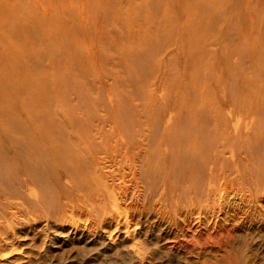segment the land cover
Instances as JSON below:
<instances>
[{"label":"rangeland","instance_id":"rangeland-1","mask_svg":"<svg viewBox=\"0 0 264 264\" xmlns=\"http://www.w3.org/2000/svg\"><path fill=\"white\" fill-rule=\"evenodd\" d=\"M3 1L18 27L0 21V46L17 50L0 63L20 64L34 84L20 91L7 82L0 102V143L7 126L6 149L21 156L3 162L0 146V264H264V0ZM237 17L242 31L228 28ZM197 25L213 29L207 48L192 44ZM164 94L186 101L182 109L168 101L175 111L206 114L229 140L217 145L220 163L230 162L212 187L205 181L199 201L171 197L134 151L112 152L115 123L129 127L136 150L145 112L170 115ZM16 101L53 119L48 135L79 143L80 178L92 184L69 190L62 173L47 180L25 166L53 140L19 141L27 123ZM221 117L228 126L240 118V131ZM188 125L179 127L193 132Z\"/></svg>","mask_w":264,"mask_h":264},{"label":"bare ground","instance_id":"bare-ground-1","mask_svg":"<svg viewBox=\"0 0 264 264\" xmlns=\"http://www.w3.org/2000/svg\"><path fill=\"white\" fill-rule=\"evenodd\" d=\"M3 2V0H0V21L3 22V24L8 28L16 29L18 27V19L11 16V14L9 15V13L7 15H5V13L3 14ZM215 18L217 19L219 17L215 16ZM238 18L240 17L234 19V25H230L228 27L229 29H240V21ZM195 31L196 32H194V34L190 37L194 41H196L192 44L196 45L197 43H200L201 47L199 49H203L204 47L207 48V46H209L207 42H209V40L213 38V29L209 27V31H207L203 28L202 25H197L195 26ZM244 34L237 31L235 33V38H240L241 36H244ZM11 35L12 33L8 34L7 39H10ZM199 37H201V40H199ZM12 43L18 44V41L14 40L12 41ZM145 47L151 48V44ZM2 49L5 52H3ZM9 49L10 47L6 45V43L0 46V60H4L7 57H15L16 54L13 52L10 53V51H16L17 49L14 48L10 51ZM20 50H24L23 47L20 48ZM10 61L12 62L13 59H11ZM20 68L22 67L17 63H0V102L9 93V90L7 92H4V90L7 89V87H5L7 82L9 83L13 80L17 83H20V91H22V88H25L26 85L30 86L34 84L33 78H31V76H23V74H21L22 72L19 70ZM198 74L199 73H197L195 77L198 76ZM173 87L179 90V86H177L176 84ZM16 90H18V88ZM205 91L208 92V89H206ZM175 94H164V99L162 98L167 106V111L170 112V115L166 114L167 112L162 110H160V112H156L153 110L150 115L148 114V112H145L146 115L143 116V120H140V129L136 130L138 136L142 138L141 145H139L136 150H133L131 148V145L129 144V139L127 137L129 127L123 124L118 125L116 123L115 125H113L114 127H110L108 129V133L115 138L116 141L114 140V142L118 143V150L114 149L112 152H121L123 149L126 153H128V151H134L133 157L139 159V161L141 160L143 173H153L155 180H161L162 184L166 187L167 190H169L171 197L173 196V198H180L179 195H183L190 198L191 195L193 197H196V201H199L198 192L202 189L203 185L205 186V181H209V186L212 187L213 183L216 180L215 178L217 176L219 167H223L226 163L230 162L229 160L220 163L219 160H221L220 155L222 152L220 151L221 149H218L217 145L220 143L224 147L228 139L226 136L217 135V133L212 128H210L211 120L204 116L206 114L186 113L191 111L185 110H173L168 105V101L176 108L182 109L186 107V105L180 106L186 101L180 98H172ZM203 94L204 93H198V96L201 97L200 95ZM14 106V112L16 110H19L21 112L20 116H26L25 122L27 123V126L20 130L22 132H25L24 137L19 140L20 142L22 141L21 143L34 146V143H39L41 141L47 142V139H49L50 136H52L51 141L53 140V142H49L51 143L50 152L49 149L46 153L42 151L43 149L37 150L38 154L32 153L33 156H30V158L27 159L28 161H26L25 166L31 170L35 169L39 173L46 174L47 180H52L53 176L54 178H56V176L54 175L56 173L58 176H60L62 173L64 176V182L68 184L67 188L69 190H71L72 188L83 190L82 188L86 187L87 184H92L88 180L89 178H80V176H84L85 171L81 170L80 173V170H78L77 160L82 155L79 149L81 148L79 146V143L72 142V144L68 146V144L59 142L58 130H52L51 134L48 135L49 132L45 129V126L55 125V123L53 122V119L52 121L49 120L45 122L43 119L37 118L36 112L31 109L34 106L28 107L26 104L20 105V103H18L17 101L15 102ZM244 109L246 108L243 107L240 110L236 111H242ZM204 110L207 109L204 107ZM239 113L240 112H237V115ZM0 116H2L3 118L6 116V114L1 109ZM166 116H168L169 120L166 119ZM237 117H242V115ZM197 118H200V123L195 125L193 124V122ZM220 120L226 122L225 126L227 128L233 126L237 132H239L240 128L242 127V124L237 126L234 121H238L240 120V118L230 119L232 125L230 124L229 126L227 124V121L229 120L228 117H221ZM241 120H243V118H241ZM189 123L193 124V126L188 125ZM179 125H188L187 127L193 128V132L182 129V127H179ZM7 128L8 127L6 126V129L3 131L4 137H1L2 139L0 143L1 148L5 152L3 162L7 161V159L12 160L14 158L20 161L21 156L19 152H16V154H10V151L6 149V146L8 147L9 145L6 140L5 133L7 132ZM76 132L77 131H68V134H75ZM105 138L109 140L107 136ZM222 140L226 143H224ZM238 149L239 148H236V150ZM230 151L232 152V158L234 159L236 156V152L234 149H231ZM46 162H50L48 164L49 167L46 166V170H43L41 167L45 166ZM82 166L89 168L88 164ZM204 178L205 180L203 184ZM98 187L101 188V190L103 189V185L101 182H98ZM109 191H111V189H109Z\"/></svg>","mask_w":264,"mask_h":264}]
</instances>
